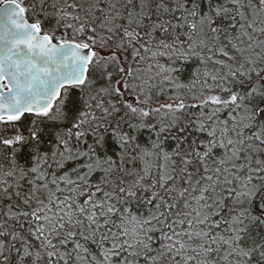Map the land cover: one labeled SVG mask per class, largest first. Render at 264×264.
Masks as SVG:
<instances>
[{
    "label": "snow or ice",
    "instance_id": "1",
    "mask_svg": "<svg viewBox=\"0 0 264 264\" xmlns=\"http://www.w3.org/2000/svg\"><path fill=\"white\" fill-rule=\"evenodd\" d=\"M0 264H264V0H0Z\"/></svg>",
    "mask_w": 264,
    "mask_h": 264
},
{
    "label": "trees",
    "instance_id": "2",
    "mask_svg": "<svg viewBox=\"0 0 264 264\" xmlns=\"http://www.w3.org/2000/svg\"><path fill=\"white\" fill-rule=\"evenodd\" d=\"M185 76L187 77V73L185 74ZM161 102H163V97H161Z\"/></svg>",
    "mask_w": 264,
    "mask_h": 264
}]
</instances>
